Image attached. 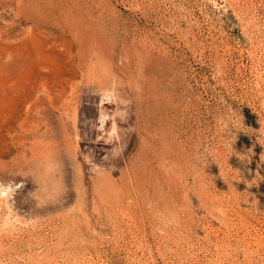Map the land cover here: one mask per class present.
Listing matches in <instances>:
<instances>
[{
  "label": "rangeland",
  "instance_id": "374dc122",
  "mask_svg": "<svg viewBox=\"0 0 264 264\" xmlns=\"http://www.w3.org/2000/svg\"><path fill=\"white\" fill-rule=\"evenodd\" d=\"M0 264H264V0H0Z\"/></svg>",
  "mask_w": 264,
  "mask_h": 264
},
{
  "label": "bare ground",
  "instance_id": "6f19581e",
  "mask_svg": "<svg viewBox=\"0 0 264 264\" xmlns=\"http://www.w3.org/2000/svg\"><path fill=\"white\" fill-rule=\"evenodd\" d=\"M64 96V95H63ZM61 98V97H60ZM62 99V98H61ZM42 104L44 103V102H41ZM37 106V105H36ZM36 106L35 105H30L29 106V110H28V112L27 113H20L19 111H17L14 115H13V117H11V118H9L8 119V122H7V124H6V127H5V124H3L4 125V127L6 128V130L8 131V132H11L13 129H14V126H15V123H16V125H18V126H21L23 129H25L26 131H30V129H28L27 128V126L29 125L30 126V124L31 123H35V122H37V119L34 117V115H32L31 113L33 112V111H37V109L39 108V106L37 107V109H36ZM12 123H14V125L12 124ZM30 123V124H29ZM23 132V131H22ZM28 133V132H27ZM30 133V132H29ZM26 136V135H25Z\"/></svg>",
  "mask_w": 264,
  "mask_h": 264
}]
</instances>
